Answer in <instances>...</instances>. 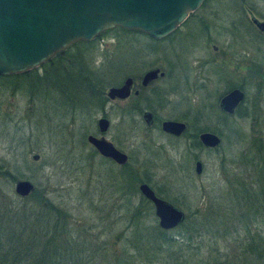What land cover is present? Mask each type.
<instances>
[{
    "label": "rangeland",
    "instance_id": "1",
    "mask_svg": "<svg viewBox=\"0 0 264 264\" xmlns=\"http://www.w3.org/2000/svg\"><path fill=\"white\" fill-rule=\"evenodd\" d=\"M238 4L263 11L264 0H204L181 23L180 31H176L178 26L168 34L169 38L160 42L134 33L119 36L118 42L110 34L96 35L84 41H91L90 44L70 45L53 55L49 63L45 61L26 71L25 76L0 78V82L21 87L14 92L0 88L2 194L16 198L14 182L26 179L32 183L37 198H45L64 208L70 213L73 224H79L81 229L101 218V223L91 233L102 231L109 251L117 258L125 249L130 250L127 239L131 240L133 209L140 210L137 216L141 226L150 229L157 225L152 205L146 202L139 206L142 201L137 190L139 183L129 189L131 198L126 207L122 205L119 194L127 190L126 182L122 183L127 174L143 179L159 197L183 211L188 219L195 209H204L215 198L217 208H225L233 178L242 176L246 170L243 151L252 139L264 140V44L261 38L255 37L251 27L249 35L244 32L245 44H237L242 36L239 28L233 29L238 36L236 44L232 42L226 20L232 15L239 22ZM111 59L112 65L128 71L120 82L125 76L136 77L137 82V77L149 68L158 67L163 71L164 77L144 93L156 119H181L190 133L196 127L214 128L212 133L220 138L218 147L210 150L189 147L190 136L169 138L160 132L157 122L156 126L146 128L139 114L134 112L126 110L127 116L120 117L123 109L134 106L131 96L123 101H105L102 107L80 99L82 96L75 97L74 72L70 71L75 68L81 75V69L77 70L80 65L84 72L86 67H99ZM237 84L243 87L244 101L227 119V125L233 124L238 130L231 132L222 116L217 121V113L221 114L217 102L228 87ZM157 92H162L161 96ZM7 109L8 114L14 109L15 113L23 115L24 122L15 125L5 121L3 112ZM198 112L199 118L194 120ZM13 115L16 116H10ZM100 116L109 121L103 136L127 155L126 165L117 166L103 159L86 142L88 134L99 136L96 119ZM236 132L240 139L235 137ZM33 154L38 155L36 160L31 158ZM195 156L202 163L199 174L193 171ZM34 197L30 196L29 200L33 201ZM180 231L181 227H175L168 230L167 235L176 239ZM142 232L146 241L151 231ZM197 242L196 235L192 243ZM158 244L151 248L152 256L146 264H171L166 261L170 260L168 251L153 250ZM136 259L140 264L145 263Z\"/></svg>",
    "mask_w": 264,
    "mask_h": 264
},
{
    "label": "trees",
    "instance_id": "2",
    "mask_svg": "<svg viewBox=\"0 0 264 264\" xmlns=\"http://www.w3.org/2000/svg\"><path fill=\"white\" fill-rule=\"evenodd\" d=\"M133 33L147 36L138 30H127L117 26L102 31L98 36L110 34L118 42L119 36ZM148 38L155 42L164 40ZM90 43L91 41L79 40L71 46ZM51 60L52 58L46 62L49 63ZM111 61L112 59L99 67H86L84 72L80 65L77 70L81 69V75H78L75 68L74 71L72 69L70 72L72 74L74 72L72 86L75 97L82 96L80 99L91 104L97 103L102 107L107 100L103 97L105 89L118 85L120 78L128 74L125 68L112 65ZM59 70L61 72L60 68ZM118 72L120 74L115 78ZM27 74L28 72H22L10 76ZM234 87L243 90L240 84L231 85L227 90ZM161 93L157 92L159 96ZM240 105L233 114L217 113L219 116L217 121L222 116L223 123L226 127L230 126L231 132L237 128L233 124L227 125V119L240 109ZM148 109L154 111L153 107ZM126 110L128 111L129 107L123 109L120 117L127 116ZM199 115L200 112L194 116V120L198 119ZM208 130L205 127H196L190 133L186 125L182 135L190 136L189 147L202 148L197 135ZM209 131L214 132L215 129ZM217 132L219 134V130ZM235 137L240 139L238 132ZM242 154L246 170L242 176L233 178V185L227 193L228 199L224 202L225 208L218 209L214 202L217 199L215 198L204 209H195L192 218L188 219L185 215L184 220L177 226L181 227V231L176 239L167 235L168 230L160 229L157 225L151 226L150 229L141 226L137 216L140 210L133 209L131 240L127 239L130 250L125 249L120 258L114 257L109 251L108 241L103 239L102 231L97 234L91 233L101 223V218L81 229L79 224H73L70 213L64 208L54 205L45 198H37L34 194L35 189L33 194L17 196L14 199L0 191V264H140L136 258L144 260L145 263L142 264H146L149 262L148 258L152 256L151 248L158 242L153 250L168 251L167 256L170 260L166 261L171 264H264V140L252 139ZM140 182H144L143 179L134 175L130 177L127 174L122 178V183L127 189L119 194L120 199L124 201V203L122 201L124 207L131 198L129 189ZM155 193L159 196L157 191ZM32 195L35 197L30 201ZM140 199L142 201L139 206L146 202L150 204L141 195ZM144 230L151 231L146 241L143 238ZM196 235L198 242L193 244Z\"/></svg>",
    "mask_w": 264,
    "mask_h": 264
},
{
    "label": "water",
    "instance_id": "3",
    "mask_svg": "<svg viewBox=\"0 0 264 264\" xmlns=\"http://www.w3.org/2000/svg\"><path fill=\"white\" fill-rule=\"evenodd\" d=\"M203 0H0V75L26 72L50 59L54 54L76 41H89L104 30L121 27L138 30L159 40L170 34L189 13L195 11ZM252 23L264 30V22L255 18ZM163 75L158 68L145 71L140 84ZM131 78L126 77L119 86L109 87L105 95L109 100L125 99L130 92ZM264 88V81H263ZM244 93L232 88L218 99V108L233 114L243 101ZM144 125L149 127L153 116L149 111L141 114ZM109 121L96 119L99 133L106 131ZM160 129L173 136L185 130L183 122L163 120ZM197 138L205 148H216L220 138L208 131L198 133ZM86 142L102 157L123 165L127 155L102 136L86 135ZM37 154L32 155L36 160ZM202 163L194 162L193 171L199 174ZM14 193L27 196L33 185L29 180L14 182ZM139 194L150 202L157 226L163 230L177 227L185 214L170 202L155 195L144 182L137 186Z\"/></svg>",
    "mask_w": 264,
    "mask_h": 264
},
{
    "label": "flooded vegetation",
    "instance_id": "4",
    "mask_svg": "<svg viewBox=\"0 0 264 264\" xmlns=\"http://www.w3.org/2000/svg\"><path fill=\"white\" fill-rule=\"evenodd\" d=\"M239 1H241V0H239ZM204 2V1H203ZM202 2V3H203ZM201 3V4H202ZM237 3V2H236ZM200 4V5H201ZM247 4V3H246ZM248 5V4H247ZM215 9V8H214ZM236 9H237V14L239 15V18H240V20H239V22H236V20H237V18H233V16L231 15V16H229L228 17V19L226 20L227 22H229V25H228V27H226V29H228L229 28V32L231 33L230 35L232 36V42H234L235 41V39L237 38V36H238V33H233V29H236V28H239L242 32V36H240L241 37V39H240V37L238 38V42H237V44H240V45H243V44H245V42H244V39H243V37H244V35H245V33L244 32H246V34H250V32H249V30H250V27L254 30V33H255V37L256 38H258V39H260L261 38V41H263V42H261V43H263L264 44V30H259L253 23H252V21H251V19L252 18H255L256 20H258V21H261V22H264V6H262L261 7V9H263V11H261V10H257V8H255V7H253V6H239V4L236 6ZM216 10V13L218 12L217 11V9H215ZM230 14V13H229ZM189 16V14L187 15V17ZM186 17V18H187ZM186 18L183 20V21H185L186 20ZM182 21V22H183ZM181 22V23H182ZM181 23L179 24V29H177V31L179 30L180 31V29H181ZM174 31V30H173ZM172 33V32H171ZM170 35V34H169ZM169 35H167V36H165L164 38H166V37H168ZM246 37H247V35H246ZM248 38V37H247ZM240 39V40H239ZM235 43V42H234ZM246 43H248V41H247V39H246ZM260 42H259V44H261ZM236 44V43H235ZM212 47H214V51H216L217 50V47L216 46H212ZM61 53V52H60ZM59 53V54H60ZM151 56H152V54L151 53H149ZM241 62H243L244 60H240ZM215 63H216V65L217 64H219L218 62H216L215 61ZM179 75H180V77H181V62H180V64H179ZM240 67V66H239ZM238 67V68H239ZM243 67H245V66H243ZM243 67H241V68H243ZM153 68H158V67H153ZM153 68H149V69H153ZM149 69H147V70H149ZM159 69V68H158ZM240 69V68H239ZM247 69H248V66H247ZM147 70H145V71H147ZM243 70V69H242ZM241 70V71H242ZM249 70V69H248ZM144 71V72H145ZM159 71H161L160 69H159ZM144 72H142L141 73V75L140 76H138L137 77V82H136V77H131V76H125L124 78H123V80L126 78V77H130L131 78V86H130V92H129V95L125 98V99H123V100H126V99H128L130 96L134 99V106L133 107H130L129 108V110L127 111L128 113H129V111L130 112H134V113H136V114H139V116H140V119H141V114L144 112V111H149L151 114H152V116H153V120H152V123H151V125L149 126V127H147V126H145L146 128H150L151 126H156V122L158 123V128H159V130H160V132L162 133V134H164L165 136H167V137H169V138H172V139H178V138H181V136H182V134H180V135H178V136H173V135H171V134H168V133H165V132H163L161 129H160V123H161V121H163V120H173V119H163V120H159V121H157L156 120V117H155V114L153 113V111L151 110V109H148L149 107H151L152 108V104L150 103V101H149V99H148V97H147V93L146 94H144L147 90H149V88L152 86V84L153 83H155L158 79H161V78H163L164 77V72H163V75L161 76V77H157L155 80H152V81H150V82H148L145 86H142L141 84H140V79H141V76H142V74L144 73ZM18 74V73H17ZM11 74H9V75H0V78L1 79H6V78H9V77H11L10 76ZM12 75H14V74H12ZM16 75V74H15ZM179 77V76H178ZM123 80L117 85V86H119L122 82H123ZM179 83H181V80L179 81ZM0 88H2V89H4L5 91H8V90H10V91H12V92H14V91H16V90H20L21 89V87H20V85L19 84H12V83H8L7 81H3V82H0ZM234 88H237V87H234ZM232 89V88H231ZM239 89H241L242 90V88H239ZM230 90V89H229ZM228 91V90H227ZM226 91V92H227ZM243 91V90H242ZM225 92V93H226ZM244 93V92H243ZM223 95V94H222ZM103 97H106V95H105V93H104V95H103ZM106 101H115V100H117V101H123V100H119V99H114V100H109L107 97H106ZM242 103V102H241ZM240 103V104H241ZM239 104V105H240ZM238 105V106H239ZM237 106V107H238ZM217 108H218V102H217ZM218 110H219V108H218ZM8 112H10V111H8V109L7 110H5L4 112H3V118L5 119V121H12V122H14V124L15 125H18L19 123H22V122H24V118H23V115H19V114H17V113H15L14 112V109H12L11 110V113H9L8 114ZM219 112L221 113V114H226V113H224V112H222V111H220L219 110ZM11 114H16V116H10ZM103 117V116H102ZM142 120V119H141ZM173 121H178V122H183V121H181V119L180 120H173ZM143 122V121H142ZM144 123V122H143ZM184 124H185V129H186V123L185 122H183ZM108 128V127H107ZM107 130V129H106ZM185 131V130H184ZM105 132V131H104ZM104 132H102V133H99V136H102V137H104L103 136V134H104ZM95 136V135H94ZM105 138V137H104ZM106 139V138H105ZM109 141V140H108ZM203 149H205V150H210V148H205V147H202ZM95 151V150H94ZM96 152V151H95ZM100 156V155H99ZM100 157H102V156H100ZM103 159H106V160H109V161H111L112 163H114L110 158H106V157H102ZM196 160H199L196 156H195V159H194V162L196 161ZM200 161V160H199ZM127 162V161H126ZM201 162V161H200ZM115 164V163H114ZM124 164H126V163H124ZM123 164V165H124ZM115 165H117V164H115ZM117 166H122V165H117ZM141 183V182H140ZM145 183V182H144ZM147 184V183H146ZM148 185V184H147ZM149 186V185H148ZM150 187V186H149ZM151 188V187H150ZM152 189V188H151ZM153 190V189H152ZM153 192L155 193V191L153 190ZM139 193V192H138ZM155 195H156V193H155ZM158 196V195H157ZM159 197V196H158ZM161 198V197H160ZM163 199V198H162ZM165 200V199H164ZM167 201V200H166ZM173 205V204H172Z\"/></svg>",
    "mask_w": 264,
    "mask_h": 264
}]
</instances>
